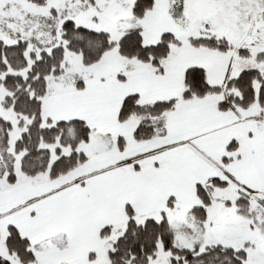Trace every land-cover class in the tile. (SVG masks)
<instances>
[{
	"label": "snow or ice",
	"instance_id": "1",
	"mask_svg": "<svg viewBox=\"0 0 264 264\" xmlns=\"http://www.w3.org/2000/svg\"><path fill=\"white\" fill-rule=\"evenodd\" d=\"M0 264H264V0H0Z\"/></svg>",
	"mask_w": 264,
	"mask_h": 264
}]
</instances>
